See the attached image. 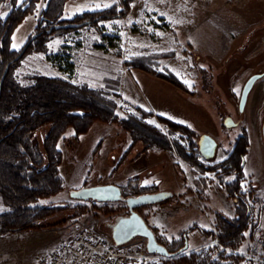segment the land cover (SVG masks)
Masks as SVG:
<instances>
[{
    "label": "rangeland",
    "instance_id": "374dc122",
    "mask_svg": "<svg viewBox=\"0 0 264 264\" xmlns=\"http://www.w3.org/2000/svg\"><path fill=\"white\" fill-rule=\"evenodd\" d=\"M126 1L124 9V0H67L62 17L68 20L114 4L125 13L58 29L45 52L27 51L14 67L12 77L21 85L42 74L99 89L97 102L127 125L95 120L78 140L73 127L65 130L58 140L64 188L42 202L67 207L49 220L55 223L51 226L0 234V264H36L39 254L84 225L107 232V222L128 213L125 202L69 195L72 189L104 183L120 185L128 195L173 192L163 202L137 208L166 247L187 237L186 255L264 263V0ZM7 2L0 0L1 19L10 11ZM46 3L39 0L15 28L12 48L17 52L39 32ZM255 73L263 76L241 111L243 86ZM226 117L235 125L225 126ZM48 131L49 126L37 130V143ZM202 133L218 142L211 159L199 152ZM245 139L249 149L242 158L216 167L234 157L237 143ZM242 163L238 172L252 223L238 246L230 248L217 241L215 232L220 218L236 216L234 197L223 182L236 179ZM6 209L0 204V212ZM176 259L164 256L161 264Z\"/></svg>",
    "mask_w": 264,
    "mask_h": 264
},
{
    "label": "trees",
    "instance_id": "16d2710c",
    "mask_svg": "<svg viewBox=\"0 0 264 264\" xmlns=\"http://www.w3.org/2000/svg\"><path fill=\"white\" fill-rule=\"evenodd\" d=\"M17 1L9 0L7 7L10 11L4 19L0 18V80L8 66L0 92V204L7 208L0 212V234L51 226L55 223L49 220L66 209L67 205L46 204L42 200L55 196L64 188V178L59 170L63 153L58 140L68 127L74 128L78 140L95 120L127 123L97 102L99 89L42 74L33 75L31 84L21 85L14 80L12 72L25 52L47 50V42L54 32L64 28H56V25L78 23L81 26L122 15L128 2L124 0V9L121 10H117L118 4H114L80 13L68 20L62 17L67 0H47L41 11L43 22L38 24L37 36L26 42L25 52L17 58L21 51L12 48L13 32L39 0H24L20 5H16ZM45 126H49V131L43 143H37L35 133ZM237 148L234 157L216 167L232 166L234 158H242L249 149L247 139L244 143L238 142ZM240 169L242 165L237 166L235 172ZM230 171L234 168L227 172ZM239 173L232 181L223 182L221 179L228 195L234 197L236 216L232 220L220 218L215 236L221 245L230 248L238 246L252 223V206L242 193ZM184 245V242L180 245L174 243L167 247L176 253L173 264H237L236 261L222 263L201 253L186 255L184 251L178 252Z\"/></svg>",
    "mask_w": 264,
    "mask_h": 264
},
{
    "label": "water",
    "instance_id": "95a60500",
    "mask_svg": "<svg viewBox=\"0 0 264 264\" xmlns=\"http://www.w3.org/2000/svg\"><path fill=\"white\" fill-rule=\"evenodd\" d=\"M78 23H67L56 25V28L74 27ZM37 36L34 33L30 41ZM27 45L23 47L17 58H19L26 50ZM8 66L5 68L0 80V92L3 81L6 77ZM263 76V73H255L251 75L243 86L239 109L244 110L247 103L249 93L255 82ZM224 124L227 127H232L235 122L231 117H226ZM263 139H264V123H263ZM218 147L217 140L208 133H202L198 139V148L200 153L207 159H211L216 155ZM72 199L81 201H97V202H125L128 207V213L118 214L112 220L107 222V232L117 245H124L129 243L135 237H144L147 240V249L152 253H159L163 256L172 257L176 253L169 251V249L159 242L155 230L149 225L145 217L137 210L138 207L157 204L163 202L173 196L170 189H162L156 191L142 192L137 195H124L120 185L114 183L96 184L90 186H82L77 189H72L69 192ZM189 246L186 240L185 245L178 251H185Z\"/></svg>",
    "mask_w": 264,
    "mask_h": 264
},
{
    "label": "built area",
    "instance_id": "2783aa9c",
    "mask_svg": "<svg viewBox=\"0 0 264 264\" xmlns=\"http://www.w3.org/2000/svg\"><path fill=\"white\" fill-rule=\"evenodd\" d=\"M117 245L108 232L84 225L49 251L36 264H161L163 255L149 252L147 240Z\"/></svg>",
    "mask_w": 264,
    "mask_h": 264
},
{
    "label": "flooded vegetation",
    "instance_id": "af4514ba",
    "mask_svg": "<svg viewBox=\"0 0 264 264\" xmlns=\"http://www.w3.org/2000/svg\"><path fill=\"white\" fill-rule=\"evenodd\" d=\"M262 135H263V126H262ZM199 139V138H198ZM263 141H264V139H263ZM198 143V142H197ZM199 149V148H198ZM200 152V151H199ZM202 155V154H201ZM203 156V155H202ZM204 157V156H203ZM242 166L244 165V163H242L241 164ZM122 188V187H121ZM122 190H123V188H122ZM150 191V190H149ZM152 191H156V190H152ZM151 192V191H150ZM123 194L125 195V193H124V190H123ZM186 237V236H185ZM186 240H187V237H186V239H185V243H186ZM188 241V240H187Z\"/></svg>",
    "mask_w": 264,
    "mask_h": 264
}]
</instances>
